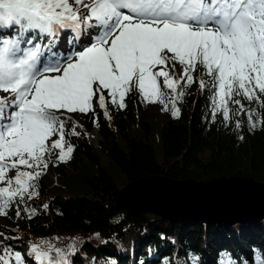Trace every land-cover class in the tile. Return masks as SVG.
<instances>
[{
	"label": "snow or ice",
	"instance_id": "snow-or-ice-1",
	"mask_svg": "<svg viewBox=\"0 0 264 264\" xmlns=\"http://www.w3.org/2000/svg\"><path fill=\"white\" fill-rule=\"evenodd\" d=\"M61 33L72 34L69 48L53 51ZM196 82L211 94L212 121L244 114L250 130L264 124L242 103L264 108V0H0V92L7 94L0 96V215L15 206L21 218V205L28 219L37 214L27 201L53 158H72L69 135H80L68 114L94 113L95 99L110 118L106 95L124 109L136 92L164 111L170 104L178 118V102ZM43 243L31 244L27 257L67 264L60 248ZM27 257L0 248V264H27ZM255 264L264 256L257 253Z\"/></svg>",
	"mask_w": 264,
	"mask_h": 264
},
{
	"label": "trees",
	"instance_id": "trees-1",
	"mask_svg": "<svg viewBox=\"0 0 264 264\" xmlns=\"http://www.w3.org/2000/svg\"><path fill=\"white\" fill-rule=\"evenodd\" d=\"M13 32L4 29L2 35ZM198 75L193 73L194 79ZM210 95L198 82L187 86L177 105L178 118L171 115L170 104L161 118L153 116L150 102L136 92L126 97L124 109L111 104L106 95L110 118L95 99L94 113L68 114L80 133L68 137L74 145L72 158L66 163L53 158L49 163L47 171L55 178L44 173L39 179L38 195L27 201L37 209L31 219L23 205L21 218L16 217L15 206L0 215V248L10 246L27 257L31 244L47 248L43 243L47 241L62 250L67 264H193L189 254L198 258L197 264H220L222 259L255 264L257 253L264 256V218L233 225L171 222L117 202L128 183L153 175L202 181L244 177L264 183V124L250 130L244 114L225 124L218 113L212 121ZM242 103L264 116V108ZM65 130L71 133V122ZM93 131L99 134L96 145L87 135ZM45 203L47 209L42 207ZM27 262L39 264L32 257Z\"/></svg>",
	"mask_w": 264,
	"mask_h": 264
},
{
	"label": "water",
	"instance_id": "water-1",
	"mask_svg": "<svg viewBox=\"0 0 264 264\" xmlns=\"http://www.w3.org/2000/svg\"><path fill=\"white\" fill-rule=\"evenodd\" d=\"M227 184L232 185L231 190ZM151 185L168 188L165 194H157L150 191ZM117 202L133 212L158 214L171 222L197 220L233 225L264 218V183L244 177H216L202 181L153 175L128 183L120 190Z\"/></svg>",
	"mask_w": 264,
	"mask_h": 264
},
{
	"label": "rangeland",
	"instance_id": "rangeland-1",
	"mask_svg": "<svg viewBox=\"0 0 264 264\" xmlns=\"http://www.w3.org/2000/svg\"><path fill=\"white\" fill-rule=\"evenodd\" d=\"M161 80H162V78H161ZM149 110H150V112H151V114L153 115V116H158V117H162L163 116V109H162V105H161V103H159V102H155V103H152V102H150V105H149ZM88 135V137H89V140H90V142L93 144V145H96V143H97V140L99 139V134H98V132L97 131H93V132H91V133H88L87 134ZM102 160H103V162L104 163H106L107 162V159H106V157L105 156H102ZM45 174L46 175H48L51 179H54L55 177L54 176H52V172H50V171H45ZM148 181V180H147ZM128 188H130V187H128ZM129 191V190H128ZM127 192V191H126ZM129 194V193H128ZM125 196V195H124ZM250 218H252V217H250ZM253 218H255V217H253ZM247 219V218H246ZM249 219V218H248ZM27 264H28V262H27Z\"/></svg>",
	"mask_w": 264,
	"mask_h": 264
},
{
	"label": "bare ground",
	"instance_id": "bare-ground-1",
	"mask_svg": "<svg viewBox=\"0 0 264 264\" xmlns=\"http://www.w3.org/2000/svg\"><path fill=\"white\" fill-rule=\"evenodd\" d=\"M228 185V188L231 190L232 189V185L231 184H227ZM167 186L166 185H151V190L150 191H154V192H156L157 194H161V193H163V194H165V191H167ZM141 189H143V187H141ZM139 190H140V188H139ZM169 190V189H168ZM176 191V190H175ZM132 194V193H131ZM137 195H140V194H137ZM177 196H179L178 194H177ZM166 208V207H165ZM159 212H161L162 213V211L161 210H158ZM186 212V211H185ZM187 213V212H186Z\"/></svg>",
	"mask_w": 264,
	"mask_h": 264
}]
</instances>
